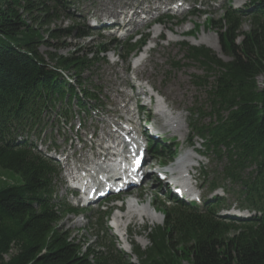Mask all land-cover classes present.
I'll use <instances>...</instances> for the list:
<instances>
[{
  "label": "trees",
  "instance_id": "trees-1",
  "mask_svg": "<svg viewBox=\"0 0 264 264\" xmlns=\"http://www.w3.org/2000/svg\"><path fill=\"white\" fill-rule=\"evenodd\" d=\"M77 1L0 0V171L11 181H0V264H180L182 258L187 264H264V82H257L264 81V0H249L240 9L227 5L212 22L227 61L205 46L181 45L185 58L204 71L192 82L205 91L206 107L191 112L190 127L220 169L210 172L209 186L236 185L240 206L261 215L241 224L219 220L221 199L202 211L179 204L164 208L163 223L147 229L148 246L132 242L136 262L111 238L87 244L59 226L73 211L52 197L58 170L17 141V133L37 124L42 111L93 98L91 82L81 74L108 45L88 52L75 45L68 55L39 50L53 46L51 39L87 35L84 25L50 27L69 19ZM145 40L126 42L125 56ZM201 174L209 180V173Z\"/></svg>",
  "mask_w": 264,
  "mask_h": 264
},
{
  "label": "rangeland",
  "instance_id": "rangeland-1",
  "mask_svg": "<svg viewBox=\"0 0 264 264\" xmlns=\"http://www.w3.org/2000/svg\"><path fill=\"white\" fill-rule=\"evenodd\" d=\"M246 2H248V0H78L75 9L70 10V14H75L73 20L62 17L50 27L58 29L71 27L73 25L81 26L82 23H85V17L89 19L90 21L88 22L91 23L94 22V19L99 17V15L106 17V19H110L120 10L124 9V11H130V8L135 5L145 11L149 10L148 14H141L140 17L156 19L162 13L171 15L172 17L165 18L163 16L160 24H153L152 21L149 22L151 20L149 19V23H141L142 26L138 23L135 26L133 25L134 28H138L139 32V35H137L133 41H137L143 35L147 34L148 41L145 48L143 47V50L145 51L147 48L152 47L145 60L141 62L142 64L136 67L133 66V70L129 59L125 61L121 58V55L125 54V48L123 46L124 42L127 41V35L124 36L125 34L123 33L116 34V36L119 37V42L122 44H111L110 41L116 37L111 34V31L103 29V31L100 30L90 36H80L81 34L76 35L75 33H72V35L61 36L57 40L51 39L49 42L54 43L53 46H47L44 44L40 45L39 50L42 54H45L46 52H56L59 55H68L70 51L74 49L75 45L82 46L84 51L88 49H96L97 46L101 44H106L109 48V52L98 54L99 61L91 66L89 70H85L83 74H81L84 79L88 76L91 86L94 88L96 87L98 90V98L100 99L99 106L93 101L87 102L84 98L82 99L86 104L84 108L77 107L76 100H74L70 107H68L67 104H63L64 102H61L57 104L56 107L52 108V112L46 114L47 119L52 120L56 117L59 119V116L55 115V113L58 112V115H61V112L67 109L69 112L74 113L75 121L77 122L78 119H83L82 112H84L85 115L87 112H90L88 119L89 122H93V125L97 124L99 127H106L107 124L102 123L101 121H109L110 118L102 115L96 117V111L94 112L93 110L97 108L99 110L114 112L117 107L120 108V105L125 102L128 93H130V90H127V84H136L137 81H141L145 90L150 91V86H152L158 97L166 102L167 105L165 104V106L168 109V113L170 112V116H177L180 118V121L184 126V135L181 134L177 140H182L181 138H190L195 143L192 148L185 147L186 143H178L180 147L179 150H183L184 154H193L194 158L202 161V165L205 166L206 171H211L212 169L220 170L219 166L215 165L214 158L209 161L199 157L200 155L202 156L205 154V152L198 149L201 148L199 146L200 142L194 137L193 128L190 127V122L193 119L190 115L191 112L196 111L199 107L204 110V107H206V94L203 89L197 87V85L192 82V77L203 76L204 71L197 63L185 58L184 49L181 45L187 43L192 46H205L214 52L220 59L227 61L228 57L223 54L218 35L211 25L212 22L216 23V21L222 17L223 7L225 8L227 5H230L232 8H237L241 7ZM192 13L195 14L192 15ZM111 22L112 21H109V23ZM103 26L106 27L105 25ZM248 27V21L244 20L242 23V31H246ZM177 29H184L186 31L179 33ZM128 34L131 35L132 33L130 32ZM156 35H159V38H156ZM44 37L47 39L46 36ZM195 40L201 43L195 45L193 44ZM213 47L218 50L215 51ZM257 82L260 85L264 81L259 77ZM77 86L78 85L75 84V87ZM131 86L134 87L132 84ZM137 89L138 90L135 88L133 94L130 95L133 100L134 93L139 92L140 90L138 87ZM122 91L124 92V95ZM141 98L143 97H140L139 99ZM144 101L145 99H141V102ZM130 108H134V104ZM151 109L152 110L150 111L152 115L155 116L153 117L155 118L154 124L162 130V133L158 131L161 136L160 142L162 141L161 143L169 145L167 141L163 142L165 139V132H163L164 123L162 122V119L159 118L160 116L157 117L155 114V109L153 107ZM62 116L66 119L70 118V114ZM141 116L143 117V114ZM76 122H74L75 125ZM164 131L169 132L168 136L174 133L172 130L169 129L168 131L166 128H164ZM54 144L57 145V148L59 146L58 141L53 139V145L50 148L51 153H53L52 148L54 147ZM75 144L77 143L75 142ZM169 166L170 165H168V167ZM192 173H195L198 178L197 170L193 169ZM1 178H4L5 180L3 181L6 182L10 180L5 173L0 171V181H2ZM10 182L11 181H9V183ZM195 183H200L202 185L203 192L207 191L208 185L205 182L196 179ZM222 184L225 189L230 190L227 195H224L228 199L227 202L230 203L231 201H234L236 196L233 195V192H235V189L237 190V186L226 182H222ZM219 192L225 194L224 190ZM158 194L159 195H157L154 181L148 180L141 189H134L130 195L132 196L131 198L135 197L134 195H138L137 198L140 203L147 204L150 202L152 205L150 208L157 213V219L154 221H150L146 218L140 219L139 217H132L129 220H127L126 217L125 219H122L125 227L123 226L121 229L124 228L123 231L125 230V234L127 233L128 237L141 248L148 246V241L145 238L148 230L162 224V216L156 210V207L158 206L153 205L154 199L161 200V197L163 196L160 193ZM114 204H119V202L108 203L107 206L114 209V207H112ZM102 209L92 207L85 211L83 215L77 216L69 214L59 222V226L64 230L70 231L72 236H75L77 239L81 241L86 240L87 244H91L95 241L94 237H97L95 233L97 229L96 218L98 212H100V210L102 211ZM232 209L237 211L234 207H232ZM125 211L126 204L121 209L122 213ZM115 213L117 212L113 211L111 213V219ZM110 217L108 218L109 221H111ZM91 221H93V225L90 224ZM147 228L149 229L147 230ZM108 232L111 236L114 235L112 229ZM101 234L102 232L99 233V235ZM115 240L120 248L123 247L120 241L121 238L119 239V237L115 236ZM131 244L132 243L130 242V245ZM130 247L131 246H129V248H124L126 249L127 254L130 252V255L132 256L131 260L136 262L137 258L133 255ZM187 262L188 260L184 258L180 259V264H187Z\"/></svg>",
  "mask_w": 264,
  "mask_h": 264
},
{
  "label": "bare ground",
  "instance_id": "bare-ground-1",
  "mask_svg": "<svg viewBox=\"0 0 264 264\" xmlns=\"http://www.w3.org/2000/svg\"><path fill=\"white\" fill-rule=\"evenodd\" d=\"M149 7V6H148ZM125 8V7H124ZM149 9V8H148ZM108 10V9H107ZM177 10V9H176ZM149 21V19L147 20V21H145V20H140L139 22H141V23H147ZM104 25H106V24H104ZM71 28V27H70ZM138 29V28H137ZM164 29V28H163ZM177 31L179 32V33H183V32H185L186 30H184V29H177ZM95 34V33H94ZM172 34H174V33H172ZM195 39V38H194ZM201 42H199V41H197V40H195L194 42H193V44H195V45H198V44H200ZM98 49V48H97ZM213 49L215 50V51H217L218 49H215L214 47H213ZM47 54V53H46ZM137 60V59H136ZM142 64V63H141ZM139 79V78H138ZM137 85H138V88L140 89L139 90V92H135L134 93V98L135 99H139L140 97H143V99H147L148 98V95H147V90H145L143 87H142V85H141V83L140 82H138L137 83ZM151 88H152V90L153 91H155V89H153V87L152 86H150ZM133 94V93H132ZM156 104H157V106H158V110L159 111H157V112H155V114L157 115V117L158 116H160L159 118H161V119H163V120H165L166 122H165V127H168V129H170V130H172L173 132H178V133H180V134H183L184 132V126H183V124H182V122L180 121V118L179 117H177V116H170L171 114H170V112L168 113V109H167V107L165 106V104H166V102L165 101H160L159 99H156ZM167 105V104H166ZM127 107V104L125 103V104H123L122 105V107H121V109H124V108H126ZM173 115V114H172ZM66 116V115H65ZM126 119H129V120H131L132 118H126ZM132 123H134V122H132ZM133 130H134V127H132L131 128V134L133 133ZM159 132L160 133H162V130H160L159 129ZM184 135V134H183ZM158 136L160 137V139H161V136L159 135V133H158ZM132 141L131 142H129L128 144L130 145V146H132L133 147V149L136 151V152H138L139 150H141V148H144V149H147V147H146V145H148L149 146V143L146 141V139L145 140H143V141H141L140 140V142H142L141 144H139L138 145V143H139V140H138V137L136 136V135H133L132 134ZM140 139V138H139ZM162 142V141H161ZM137 144V145H136ZM170 147V146H169ZM52 151H53V153H57V151H58V149H57V145H55L54 144V147L52 148ZM203 155H205V154H203ZM195 160V158H194V156H193V154H191V153H185V154H183V156L181 157V159H180V162H178L177 164H176V166H175V168H173V170H177V169H180L179 170V174L182 176V178H184V180H185V178L188 176V173H187V171H186V168L188 167V166H191V164L189 163L190 161H194ZM189 163V164H188ZM110 167H111V165H110ZM184 168V169H183ZM172 170V169H171ZM120 216V215H119ZM122 216H124V217H126V219L127 220H129L130 218H132V217H139L140 219H148V220H150V221H154L155 219H157L158 217H157V213L156 212H154L150 207H149V204L147 203V204H141V205H139V204H136V202L134 201V200H132V199H128L127 201H126V211L125 212H123L122 213ZM118 219H119V217H118V214H115L114 216H113V221L114 222H116V221H118Z\"/></svg>",
  "mask_w": 264,
  "mask_h": 264
}]
</instances>
